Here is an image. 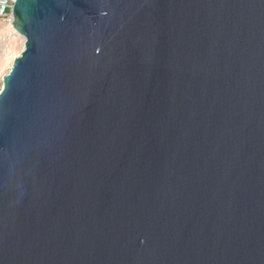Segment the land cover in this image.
<instances>
[{"label": "water", "instance_id": "95a60500", "mask_svg": "<svg viewBox=\"0 0 264 264\" xmlns=\"http://www.w3.org/2000/svg\"><path fill=\"white\" fill-rule=\"evenodd\" d=\"M0 264H264V0H16Z\"/></svg>", "mask_w": 264, "mask_h": 264}, {"label": "rangeland", "instance_id": "374dc122", "mask_svg": "<svg viewBox=\"0 0 264 264\" xmlns=\"http://www.w3.org/2000/svg\"><path fill=\"white\" fill-rule=\"evenodd\" d=\"M11 23L9 20H0V91L3 77L6 76L14 62L24 48L23 38L14 30L4 28Z\"/></svg>", "mask_w": 264, "mask_h": 264}, {"label": "built area", "instance_id": "2783aa9c", "mask_svg": "<svg viewBox=\"0 0 264 264\" xmlns=\"http://www.w3.org/2000/svg\"><path fill=\"white\" fill-rule=\"evenodd\" d=\"M16 0H0V20L12 21L11 10Z\"/></svg>", "mask_w": 264, "mask_h": 264}, {"label": "bare ground", "instance_id": "6f19581e", "mask_svg": "<svg viewBox=\"0 0 264 264\" xmlns=\"http://www.w3.org/2000/svg\"><path fill=\"white\" fill-rule=\"evenodd\" d=\"M4 28H7V29H11L12 31H14V29H13V27H12V21H11V23H6L5 25H4ZM23 40V39H22ZM23 42H24V40H23Z\"/></svg>", "mask_w": 264, "mask_h": 264}]
</instances>
